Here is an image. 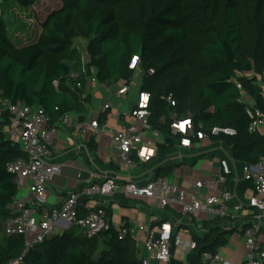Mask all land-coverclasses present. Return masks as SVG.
Listing matches in <instances>:
<instances>
[{
    "label": "trees",
    "instance_id": "16d2710c",
    "mask_svg": "<svg viewBox=\"0 0 264 264\" xmlns=\"http://www.w3.org/2000/svg\"><path fill=\"white\" fill-rule=\"evenodd\" d=\"M14 1L29 8L38 0ZM59 2L39 20L37 36L20 44L9 36L0 7L1 100L40 106L52 123L70 112L82 121L89 112L88 76L94 74L96 83L129 85L139 68L140 91L150 94L147 123L160 133L156 155H165L181 136L170 132V123L175 118L190 117L196 130L234 128V134L210 137L229 146L234 159L242 164H254L264 157L263 133L259 128L249 130L253 119L246 113L250 103L251 108L264 112V0ZM79 39L86 41L85 47ZM133 55L139 58L135 70L129 68ZM82 57L86 73L80 74L81 86L77 87L70 74L80 69ZM170 95L174 104L168 100ZM107 115L108 110L102 112L98 122H105ZM8 125L9 114L3 111L2 221L16 215L9 204L18 193L7 165L27 156L8 132ZM165 171L166 168H159L155 177ZM242 186L253 189L250 180ZM85 200L86 197L79 199L78 217L88 212ZM102 207L108 220L98 235L87 237L70 226L31 248L25 257L28 264H143L134 237L128 234L119 238V231L110 220V208ZM230 216L229 213L220 218L231 219ZM250 224L244 222L241 228L229 229L216 226L205 236L193 235L196 246L187 253L185 261L173 256L172 247V257L166 264H202L204 251L217 252L229 234L236 229L242 232ZM22 248L21 234L7 235L0 230L1 263L18 256Z\"/></svg>",
    "mask_w": 264,
    "mask_h": 264
},
{
    "label": "built area",
    "instance_id": "2783aa9c",
    "mask_svg": "<svg viewBox=\"0 0 264 264\" xmlns=\"http://www.w3.org/2000/svg\"><path fill=\"white\" fill-rule=\"evenodd\" d=\"M139 58L133 55L129 68L135 70ZM86 73L85 60L82 57L80 69L70 74L77 87L81 86L80 74ZM88 83H96L94 74L87 77ZM56 83V81H54ZM129 85L120 84L116 90L117 96L125 95ZM150 94L147 91H139L135 105L128 111L129 120L118 128L111 129L114 155L120 164L131 168L136 162L149 161L156 150L152 146L159 138V131L152 129L147 123V104ZM244 99V98H242ZM171 104H174L172 96H168ZM246 106L247 115L253 119L249 130L259 128L264 136V112L259 108ZM110 104L102 102L99 110H109ZM3 111L9 114L8 131L26 153V158H19L7 165V170L14 175V181L18 190L26 187L31 193L30 202L13 201V210L16 215L8 220H0V230L4 234H21L23 236V248L20 254L8 262L0 264H28L25 257L31 248L43 243L52 236L56 230H65L74 225L87 237H93L107 226L105 209L94 199L111 198L120 193L133 199H146L154 202L160 208L176 205L184 215H194L197 212H205L208 215L219 217L230 213L229 201L231 192L225 190L220 194H201L202 188L212 190L217 183L226 180V174L231 172L226 159L220 160L219 169L206 180H195L188 187H179L168 182L163 177H153L138 182L131 175L126 177L105 176L99 181L83 187L79 191H70L60 204L48 206L47 185L59 173L61 163L52 158V137L58 132L56 123H52L50 117L40 106L27 105L17 101L11 103L0 99V115ZM70 113H65L59 118L60 123H66ZM100 123L97 118L83 122L81 132L99 131ZM147 136L145 135V133ZM170 132L180 134L178 144L190 146L192 137L203 139L212 134H234L231 127L214 126L209 132L196 130L190 117L175 118L170 123ZM149 133V134H148ZM192 136V137H191ZM242 178L250 180L253 184V193L247 199L246 205L251 208V224L244 228L241 235L245 246V255L242 261L232 262L221 252L204 251L201 254L202 264H264V245L258 240L257 234L264 226V157L254 164H242ZM80 197H86L84 206L88 212L82 216L77 215V206ZM119 238L125 235L134 237L138 247L140 244L136 232L143 234L142 247L150 255L143 256V264H151V259L159 264H166L173 256L185 261L187 253L196 246L194 240L182 241L174 235L171 222L165 221L157 227H148L144 222L132 221L121 223L117 226Z\"/></svg>",
    "mask_w": 264,
    "mask_h": 264
},
{
    "label": "crops",
    "instance_id": "0c3cea01",
    "mask_svg": "<svg viewBox=\"0 0 264 264\" xmlns=\"http://www.w3.org/2000/svg\"><path fill=\"white\" fill-rule=\"evenodd\" d=\"M99 84L104 87H94V83H86V89L90 96L97 95L100 98L95 111L89 110L82 121L76 113L70 112L66 123L56 122L58 132L52 137L51 150L52 158L61 163V169L47 185L46 204L48 206L60 204L68 192L79 191L105 176L124 178L131 175L136 181L142 182L155 177L159 168H166L161 177L168 182L179 187H188L195 180L208 179L219 169L220 160L226 159L231 170L229 174H226V180L217 183L212 190L202 188L200 193L220 194L225 190L231 192L232 198L229 201L231 219L208 215L202 211L194 215H184L176 205L160 208L150 200L133 199L120 193L111 198L94 200L101 206L110 208V220L115 228L122 222L132 223V221L144 222L148 227H157L166 220L172 223L174 235L182 241L192 239L193 235L205 236L211 228L216 226L222 229L241 228L244 222L250 221L252 211L246 203L253 193V189L248 186L241 187L245 181L241 172L242 162L234 159L230 147L222 141L213 140L211 137L200 140L194 137L195 140L186 147L180 146L177 143L178 139L163 156L155 154L149 161L136 162L131 168L120 164L113 153L109 132L128 122L127 113L136 101L134 104H130V86L125 95L117 96L116 90L120 86L119 83H115L113 86L109 83ZM99 88L103 89L97 91ZM247 98L249 101L251 100L249 97ZM102 102H108L110 108L105 122L100 123V130H89L82 133V123L93 118L98 119L102 113L99 110V105ZM145 135L147 136L146 133ZM158 140L159 138L152 144L154 148ZM31 197L27 188L22 187L18 190L14 202L16 200L30 202ZM12 205L13 203L9 204V208L13 210ZM241 233L238 229L234 230L227 236L226 244L218 249V252H221L232 262L244 259L245 246ZM136 236L140 242L139 252L146 251L141 243L143 234L137 231ZM257 238L264 245V226L258 232ZM149 255L145 254L144 256ZM154 263L159 264L156 260L151 259V264Z\"/></svg>",
    "mask_w": 264,
    "mask_h": 264
},
{
    "label": "rangeland",
    "instance_id": "374dc122",
    "mask_svg": "<svg viewBox=\"0 0 264 264\" xmlns=\"http://www.w3.org/2000/svg\"><path fill=\"white\" fill-rule=\"evenodd\" d=\"M59 4V0H38L32 7L24 8L14 0L0 1L1 13L5 20L9 36L16 44L28 42L39 33V20L44 18L51 9ZM78 42L82 47H85L86 41L79 39ZM141 74V70L137 68L129 84L131 93L129 101L131 105L135 103L138 92L140 91ZM109 84L113 86L115 83L111 81ZM99 86L104 87V85L94 83V87ZM101 89L103 88H99L97 91ZM99 100L100 98L97 95H92L88 104L89 110L95 111ZM71 227H73L75 232L80 231L77 226L72 225ZM63 231L62 229L57 230L56 233H62ZM139 253L140 256H144L145 254L149 255L147 251H140ZM178 256L179 252L176 253L175 257Z\"/></svg>",
    "mask_w": 264,
    "mask_h": 264
}]
</instances>
